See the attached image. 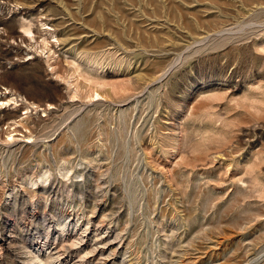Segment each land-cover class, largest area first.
Here are the masks:
<instances>
[{
	"label": "rangeland",
	"instance_id": "374dc122",
	"mask_svg": "<svg viewBox=\"0 0 264 264\" xmlns=\"http://www.w3.org/2000/svg\"><path fill=\"white\" fill-rule=\"evenodd\" d=\"M0 91V264H264V0H0Z\"/></svg>",
	"mask_w": 264,
	"mask_h": 264
},
{
	"label": "bare ground",
	"instance_id": "6f19581e",
	"mask_svg": "<svg viewBox=\"0 0 264 264\" xmlns=\"http://www.w3.org/2000/svg\"><path fill=\"white\" fill-rule=\"evenodd\" d=\"M43 25V24H42ZM53 35V34H52ZM54 36V39H56V35H53ZM50 37V36H49ZM46 49V48H45ZM52 51V50H51ZM30 58H32V56L30 57ZM29 58V59H30ZM6 89V88H5ZM9 90V89H8ZM97 94L96 95H98V96H100L101 94L99 93V92H96ZM2 94H4V95H8V98L7 99H0V103H2V104H4L5 105V103H12V102H14V104L17 102L16 100L19 98H17V96L14 94V92H12V91H0V95H2ZM1 97V96H0ZM11 105V104H10ZM33 105V104H32ZM28 109V108H27ZM29 110V109H28ZM16 122V121H15Z\"/></svg>",
	"mask_w": 264,
	"mask_h": 264
}]
</instances>
